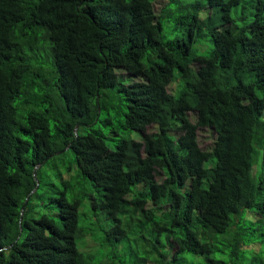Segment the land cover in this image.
Instances as JSON below:
<instances>
[{"label":"trees","instance_id":"trees-1","mask_svg":"<svg viewBox=\"0 0 264 264\" xmlns=\"http://www.w3.org/2000/svg\"><path fill=\"white\" fill-rule=\"evenodd\" d=\"M0 264H264V0H0Z\"/></svg>","mask_w":264,"mask_h":264},{"label":"rangeland","instance_id":"rangeland-1","mask_svg":"<svg viewBox=\"0 0 264 264\" xmlns=\"http://www.w3.org/2000/svg\"><path fill=\"white\" fill-rule=\"evenodd\" d=\"M165 1V0H164ZM194 1H197V0H194ZM206 1V0H204ZM161 5L162 3L160 4L159 2L156 3V8L159 10L161 8ZM235 13V11H234ZM172 23H167L165 22V28H164V36H165V39H172V38H175V36L177 34H180L181 32L180 31H177V30H173L172 29ZM177 33V34H176ZM205 43L206 44H209V41L206 39L205 40ZM212 43H210L209 45H211ZM205 48L201 47V43H199L196 47V50L197 52H204L207 54L206 50H204ZM177 82H175L174 84H171L169 86V89L170 91H176L177 89ZM149 131H155L156 130V127L155 126H150L149 128ZM106 130V129H104ZM118 131V134H115L114 137H121V136H128V137H134L136 139H140V133L139 132H130L128 130H124V129H119L117 130ZM112 136H109L108 135V139L107 140H111ZM215 133L212 132L210 129H200L199 130V140H200V144L202 146V148L204 149H209L213 146L214 144V141H215ZM70 157L68 156L67 157V160L69 159ZM254 171H257V168L254 169ZM61 173L63 174V178L64 180H62V178H60L59 176H55V175H50V178H49V182L53 183L54 186H52V188L54 189L55 187L59 190H64L65 189V183L64 181L67 179V172L65 170V168H61ZM88 186V185H87ZM91 186V185H90ZM59 191L58 192H52L51 193V196H59ZM84 210H85V207L82 206L81 208V212H82V215H81V220H80V223L81 224H87V223H90V226H91V232L96 234V233H100L101 232V227L104 225L106 227L109 226L108 222L106 221H99L98 220V217L95 216L93 213H90V214H86L84 215ZM42 213H48V214H52L54 217L58 218V215H57V208H47L45 205H44V202L43 201H39V204H34L31 208V210L29 211L28 213V216L29 217H39ZM99 217H103L102 215H100ZM79 243L81 244V241H79ZM134 244V242H133ZM101 247L98 248V250L100 249ZM96 247L95 249H92V251H96ZM96 251V259H97V262H99L102 258L103 260L106 259L109 255H111L110 253L111 252V248L109 247H105L103 248L102 250H99V251ZM130 251H131V248H127V249H121V256L119 257V259H126V258H129L130 259ZM145 252L143 250H141V254H144ZM116 257V256H115ZM116 260H117V257H116ZM105 261V260H104ZM118 261V260H117Z\"/></svg>","mask_w":264,"mask_h":264},{"label":"water","instance_id":"water-1","mask_svg":"<svg viewBox=\"0 0 264 264\" xmlns=\"http://www.w3.org/2000/svg\"><path fill=\"white\" fill-rule=\"evenodd\" d=\"M26 201H28V197H27ZM23 208H24V207H23Z\"/></svg>","mask_w":264,"mask_h":264}]
</instances>
